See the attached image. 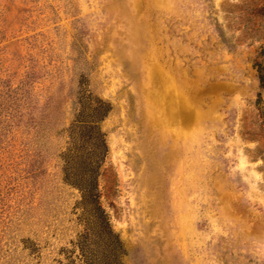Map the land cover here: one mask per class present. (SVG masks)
<instances>
[{"label":"rangeland","instance_id":"1","mask_svg":"<svg viewBox=\"0 0 264 264\" xmlns=\"http://www.w3.org/2000/svg\"><path fill=\"white\" fill-rule=\"evenodd\" d=\"M0 264H264V0H0Z\"/></svg>","mask_w":264,"mask_h":264},{"label":"trees","instance_id":"2","mask_svg":"<svg viewBox=\"0 0 264 264\" xmlns=\"http://www.w3.org/2000/svg\"><path fill=\"white\" fill-rule=\"evenodd\" d=\"M109 107H79L68 128L69 145L60 154L65 162L66 182L81 192L84 204L101 209L97 179L98 170L107 154L105 134L99 123ZM78 161L75 167L70 162Z\"/></svg>","mask_w":264,"mask_h":264}]
</instances>
